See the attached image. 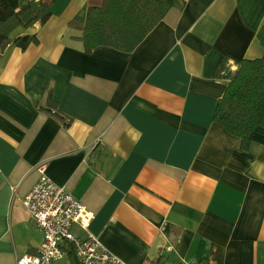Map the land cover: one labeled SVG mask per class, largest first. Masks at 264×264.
<instances>
[{
	"label": "crops",
	"instance_id": "obj_1",
	"mask_svg": "<svg viewBox=\"0 0 264 264\" xmlns=\"http://www.w3.org/2000/svg\"><path fill=\"white\" fill-rule=\"evenodd\" d=\"M4 1L18 12L24 0ZM160 1L171 10L131 53L85 52L76 18L103 0H57L45 25L11 33L0 52V264L39 253L23 199L41 164L94 215L74 233L127 264H264V128L244 151L214 122L229 84L217 67L264 56V0ZM25 36L38 43L23 51L14 42Z\"/></svg>",
	"mask_w": 264,
	"mask_h": 264
},
{
	"label": "trees",
	"instance_id": "obj_2",
	"mask_svg": "<svg viewBox=\"0 0 264 264\" xmlns=\"http://www.w3.org/2000/svg\"><path fill=\"white\" fill-rule=\"evenodd\" d=\"M56 1L24 0L16 12L0 0V52H4L11 43L10 35L18 27L28 29L36 24L45 25L52 17L51 8ZM170 10L171 6L160 0H103L101 7H92L84 17L76 18L84 24L80 41L87 54L99 47L131 53ZM258 40L264 49V25ZM37 43L36 36L20 37L14 42L23 51ZM215 75L229 84L218 104L214 122L239 138L242 150L248 151L252 133L257 128H264V56L242 61L234 71L229 60L224 59ZM53 102L49 92V111L55 109ZM57 117L65 120L58 113ZM70 255L75 258L72 252Z\"/></svg>",
	"mask_w": 264,
	"mask_h": 264
},
{
	"label": "built area",
	"instance_id": "obj_3",
	"mask_svg": "<svg viewBox=\"0 0 264 264\" xmlns=\"http://www.w3.org/2000/svg\"><path fill=\"white\" fill-rule=\"evenodd\" d=\"M37 171L39 180L23 199V205L42 232L43 241L38 255L24 256L16 264H52L70 252L78 264H127L99 238L91 235L81 238L74 233V226L88 230L94 215L66 188L48 177L45 164L38 166Z\"/></svg>",
	"mask_w": 264,
	"mask_h": 264
},
{
	"label": "rangeland",
	"instance_id": "obj_4",
	"mask_svg": "<svg viewBox=\"0 0 264 264\" xmlns=\"http://www.w3.org/2000/svg\"><path fill=\"white\" fill-rule=\"evenodd\" d=\"M233 70V69H232ZM234 71V70H233Z\"/></svg>",
	"mask_w": 264,
	"mask_h": 264
}]
</instances>
